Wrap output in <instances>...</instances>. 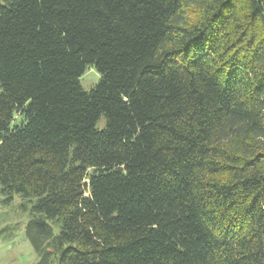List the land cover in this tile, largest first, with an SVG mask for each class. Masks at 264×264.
Wrapping results in <instances>:
<instances>
[{
    "label": "trees",
    "instance_id": "trees-1",
    "mask_svg": "<svg viewBox=\"0 0 264 264\" xmlns=\"http://www.w3.org/2000/svg\"><path fill=\"white\" fill-rule=\"evenodd\" d=\"M0 194L37 264H264V0H0Z\"/></svg>",
    "mask_w": 264,
    "mask_h": 264
},
{
    "label": "rangeland",
    "instance_id": "rangeland-1",
    "mask_svg": "<svg viewBox=\"0 0 264 264\" xmlns=\"http://www.w3.org/2000/svg\"><path fill=\"white\" fill-rule=\"evenodd\" d=\"M100 79V74L90 67L81 77L80 84L88 91ZM104 123L102 119L99 128H103ZM3 198L0 194V264H37L39 256L25 235L29 215L19 208L22 198L16 195L11 204H4Z\"/></svg>",
    "mask_w": 264,
    "mask_h": 264
}]
</instances>
